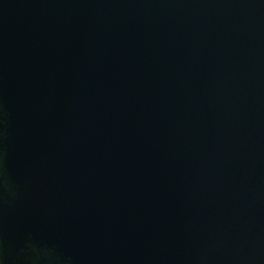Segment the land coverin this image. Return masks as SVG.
Segmentation results:
<instances>
[{
    "label": "water",
    "instance_id": "obj_1",
    "mask_svg": "<svg viewBox=\"0 0 264 264\" xmlns=\"http://www.w3.org/2000/svg\"><path fill=\"white\" fill-rule=\"evenodd\" d=\"M0 264H264V0H0Z\"/></svg>",
    "mask_w": 264,
    "mask_h": 264
}]
</instances>
